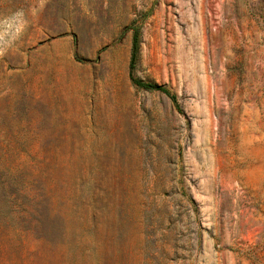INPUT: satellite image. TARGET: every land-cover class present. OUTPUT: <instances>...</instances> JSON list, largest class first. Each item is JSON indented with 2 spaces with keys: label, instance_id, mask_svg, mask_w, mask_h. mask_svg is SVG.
I'll list each match as a JSON object with an SVG mask.
<instances>
[{
  "label": "rangeland",
  "instance_id": "1",
  "mask_svg": "<svg viewBox=\"0 0 264 264\" xmlns=\"http://www.w3.org/2000/svg\"><path fill=\"white\" fill-rule=\"evenodd\" d=\"M216 2L0 0V264H264V0Z\"/></svg>",
  "mask_w": 264,
  "mask_h": 264
},
{
  "label": "trees",
  "instance_id": "2",
  "mask_svg": "<svg viewBox=\"0 0 264 264\" xmlns=\"http://www.w3.org/2000/svg\"><path fill=\"white\" fill-rule=\"evenodd\" d=\"M139 51H140V33L139 30H135L133 33L132 50H131V58H130V70H129V75L132 82L135 85L142 87L144 89L162 91L166 93L177 104L178 100L176 94L171 92L165 85L149 80H143L134 75V68L138 61Z\"/></svg>",
  "mask_w": 264,
  "mask_h": 264
},
{
  "label": "crops",
  "instance_id": "3",
  "mask_svg": "<svg viewBox=\"0 0 264 264\" xmlns=\"http://www.w3.org/2000/svg\"><path fill=\"white\" fill-rule=\"evenodd\" d=\"M215 5L218 8L223 9L226 17L234 10V8H236V15L240 12V0H218Z\"/></svg>",
  "mask_w": 264,
  "mask_h": 264
},
{
  "label": "built area",
  "instance_id": "4",
  "mask_svg": "<svg viewBox=\"0 0 264 264\" xmlns=\"http://www.w3.org/2000/svg\"><path fill=\"white\" fill-rule=\"evenodd\" d=\"M219 22H220V20H219L218 16H215V18L212 21V24H213V28L214 29L218 27Z\"/></svg>",
  "mask_w": 264,
  "mask_h": 264
}]
</instances>
